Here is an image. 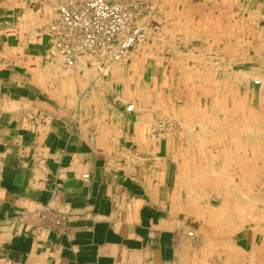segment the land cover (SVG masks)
Here are the masks:
<instances>
[{"label":"crops","instance_id":"0c3cea01","mask_svg":"<svg viewBox=\"0 0 264 264\" xmlns=\"http://www.w3.org/2000/svg\"><path fill=\"white\" fill-rule=\"evenodd\" d=\"M57 1L0 0V264H264V191L251 188L256 168L264 185V112L221 105L206 67L264 43L252 0H170L172 55L134 52L105 77L45 57ZM179 58L177 109L165 71ZM45 207L63 234L42 226Z\"/></svg>","mask_w":264,"mask_h":264},{"label":"built area","instance_id":"2783aa9c","mask_svg":"<svg viewBox=\"0 0 264 264\" xmlns=\"http://www.w3.org/2000/svg\"><path fill=\"white\" fill-rule=\"evenodd\" d=\"M56 10L57 18L45 32L49 41L45 57L66 71L87 68L105 77L112 66L127 63L129 51L149 38V24L142 22L143 11L136 6L109 0H58ZM150 26L151 32L158 29ZM132 110V105L126 108ZM38 218L49 232H65L64 215L45 207Z\"/></svg>","mask_w":264,"mask_h":264},{"label":"rangeland","instance_id":"374dc122","mask_svg":"<svg viewBox=\"0 0 264 264\" xmlns=\"http://www.w3.org/2000/svg\"><path fill=\"white\" fill-rule=\"evenodd\" d=\"M109 1L113 3L129 5V6H136L140 8L143 11L142 12L143 14L142 22L147 21V23L149 24L148 29H147V34L149 37L148 40L144 44L140 45L139 47L130 50L129 56L131 53H134V52L143 53L146 55L147 53L158 52V51L164 53L165 56L170 57L172 55V53H170L172 51L171 45L170 44L167 45L166 43L165 45L163 44V41H162L163 38H166L169 35L168 28L164 27L163 24L164 25L166 24V22H164L165 21V18H164L165 11L164 10L170 7V3H169L170 0H109ZM255 1L257 0H252L251 8L253 10L252 11L253 19H256L257 24H259V26H257V30L259 33L258 39H260L262 38L260 36H263L264 34V28L260 26L261 24L262 25L264 24L263 22L264 21V8H262V12H261L259 10L261 9V7L257 5L259 3V0L257 2ZM262 5L261 6L264 7V3H262ZM150 25L156 26L158 29L155 32H151ZM191 48L195 50L197 53L202 50V45L200 44V42L194 41ZM176 51H179L181 53L185 52L181 48H178V50ZM249 52H250L249 59L237 58L234 61L232 60L229 61L227 59L224 60L222 55H220L219 58L214 57L212 58L213 60L212 59L206 60L208 61V65L206 67L209 68V71L211 70L213 72L214 69H218L220 72V75L218 76L222 84L221 89L224 90V93L223 94L220 93L219 95L221 105L226 104L225 102H227V100L229 99L235 100V102L237 101L242 102L244 100L246 103H250L252 105L251 109L254 111L252 113L253 116H259V115H262V113L264 112V109H261L259 107V103H261V101L264 102V59L260 58L262 56L264 57V53L261 54V52H264V43L263 42L260 43L259 40L256 41V44L252 43ZM182 56L183 55L181 56L179 55V57H182ZM176 61H177V64L175 63ZM182 62L183 61H181L180 58L179 60L175 59L172 62H170L168 59L167 69L165 71L167 75V79H169L170 80L169 82H171L170 84L174 86V88H171L169 92L171 93V100L174 103V105H176L177 109H179L181 106L186 104V100L188 99L186 97L187 94L181 93L178 89L175 88V86L180 84L181 77L179 75V71L181 67H183ZM129 63H130V60L127 63L117 64L115 66L128 65ZM184 63H186V61ZM255 82H258L259 84H255ZM206 83L207 85L205 89L208 93L206 98L210 100L211 94H213V87H212L211 79L210 78L207 79ZM214 90L216 89L214 88ZM198 95L199 93L197 94V96ZM214 95H215V92H214ZM203 100L206 101L207 99L206 100L203 99ZM190 104L192 105V103ZM236 104H238V102ZM237 106L238 105H235V108H233L234 113L232 114L242 116L244 114L243 113L244 109L239 108ZM175 126L179 128L178 124H176ZM200 126L202 125H191L190 127H192V129L196 128L195 129L196 131ZM211 159L213 158L211 157ZM258 163H260L259 160L257 161V164ZM214 166L217 169L223 168L222 165L220 166L216 163L214 164ZM237 168L239 167L235 166V171H236L235 173H237L238 175L239 169ZM226 169L227 167H225V170ZM254 173L256 174L257 177L255 180L256 189L251 187L253 196H255V194H258L259 192L262 193L264 191V185H262L261 182L258 183L259 182V168H256ZM260 185H262L263 187H260Z\"/></svg>","mask_w":264,"mask_h":264},{"label":"bare ground","instance_id":"6f19581e","mask_svg":"<svg viewBox=\"0 0 264 264\" xmlns=\"http://www.w3.org/2000/svg\"><path fill=\"white\" fill-rule=\"evenodd\" d=\"M240 75V74H239ZM243 75V74H242ZM241 75V76H242ZM244 76V75H243ZM247 77V76H246ZM255 77V76H254ZM253 79V78H252ZM261 79V78H260ZM165 87V86H164ZM199 92V91H198ZM192 93V92H191ZM191 93H190V95H191ZM187 94H189V93H187ZM200 95V94H199ZM193 101V100H192ZM204 101V100H203ZM244 101V100H243ZM210 103V102H209ZM244 105V104H243ZM229 106V105H228ZM251 107V106H250ZM245 111V110H244ZM246 120V119H245ZM245 122V121H244Z\"/></svg>","mask_w":264,"mask_h":264}]
</instances>
